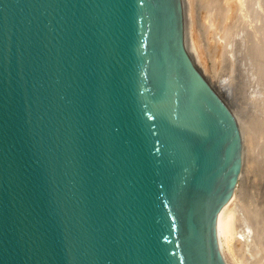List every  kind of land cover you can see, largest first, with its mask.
<instances>
[{"label":"water","instance_id":"1","mask_svg":"<svg viewBox=\"0 0 264 264\" xmlns=\"http://www.w3.org/2000/svg\"><path fill=\"white\" fill-rule=\"evenodd\" d=\"M180 0H0V264H224L241 167Z\"/></svg>","mask_w":264,"mask_h":264},{"label":"rangeland","instance_id":"2","mask_svg":"<svg viewBox=\"0 0 264 264\" xmlns=\"http://www.w3.org/2000/svg\"><path fill=\"white\" fill-rule=\"evenodd\" d=\"M246 1L247 2H245V0H240V2L244 3L242 6L244 8H237L239 9L237 10L232 5L231 0H185L187 42L189 44L188 46H190V52L193 53L195 48L202 51H211L214 48L216 51L219 49L218 52L221 54V52L224 51L223 49L228 46V43L230 42V47L228 46L227 48L230 50L232 49V58L234 57L233 60L235 61L233 62L235 68H237L235 69L233 67L231 72L233 79L232 84L228 85L225 91H222L214 85L215 80L212 78L209 70L211 67L209 58H207V60L205 59V68H207V70L204 69L202 65L199 66V63L196 64V70L200 73L211 90L221 100L225 107L234 114L236 120L238 118L237 122L238 125H240V132H242L244 165L241 178L236 182L235 186L237 188V195H242L240 200V203H242L240 204L241 211L239 210L240 216L237 214L240 218H236V222H241H238L239 225L236 223L237 226L234 234L231 236L230 242L233 246L230 245L233 248V258L232 254L229 253V250L225 248V245H221V250L227 264H237V259L246 253L244 249L241 248L243 246L241 245L242 242H247V238L244 236L245 234L250 235L252 238L255 237V239L259 238L256 237V235L259 234L262 236L259 239L264 243V91H262L264 89V0ZM234 9L237 10V13ZM236 14H238V16ZM229 15L230 17H228ZM244 15L249 16L245 17ZM248 21L251 22L248 23ZM253 24L255 25V30ZM245 36L249 38L250 41L249 39L247 40ZM261 36L262 38H260ZM226 40L227 45L225 44ZM251 42L255 44H252ZM219 43L220 45H218ZM258 43L261 47L257 45ZM220 48H222L223 51L220 50ZM236 72H238L237 75L235 74ZM233 75L235 78L237 77V79H234ZM261 77L262 79H260ZM241 230H243V232H241ZM252 230L255 232V236L253 235L254 233ZM242 239L244 241H242ZM259 239L257 240L259 241ZM222 240H224L223 237ZM234 250L236 252H234ZM263 254L264 251L260 252V259L264 264ZM235 255L237 259L235 258Z\"/></svg>","mask_w":264,"mask_h":264},{"label":"bare ground","instance_id":"3","mask_svg":"<svg viewBox=\"0 0 264 264\" xmlns=\"http://www.w3.org/2000/svg\"><path fill=\"white\" fill-rule=\"evenodd\" d=\"M232 1V5L237 9H241V8H244L242 7L244 5V3L240 2V0H231ZM242 1V0H241ZM249 1V0H248ZM230 2V1H229ZM244 2V1H243ZM245 2H247L245 0ZM180 3H181V8H182V38H183V46H184V49H185V52L188 56V58L190 59L192 65L196 68V64H200L199 66H203L204 69L207 70L206 67V62H205V59L207 60V58H209V61L211 63V67L209 68L210 70V73L212 75V78H214L215 80V84L216 87H218L219 90H222V91H225V89L227 88L228 85L232 84V75H231V72H232V69L233 67L235 68V64H234V60L232 58V55H233V52L227 48L229 45H230V42L228 43L229 45L226 46L223 50L222 48H220V50H222L223 52H221V54H219V49L218 51L214 50V48L211 50V51H208V50H198L197 48H195L193 50V53L190 52V46H188V42H187V21H186V10H185V0H180ZM242 3V4H241ZM255 3V2H254ZM231 7V6H229ZM246 8V7H245ZM234 9V10H236ZM237 9V10H239ZM248 9V8H247ZM237 10L235 11L237 13ZM243 10V9H242ZM257 12V11H256ZM217 13V12H216ZM240 13V11H239ZM238 13V14H239ZM242 13V12H241ZM255 13V12H254ZM238 14H236L238 16ZM246 14V13H245ZM235 15V14H234ZM243 15V14H242ZM245 16V15H244ZM243 16V18H244ZM249 16V15H248ZM248 16H245V17H248ZM260 16V14H259ZM258 16V17H259ZM230 17V15L228 16ZM240 17V16H239ZM237 18V17H236ZM241 18V19H243ZM262 18V17H261ZM240 19V18H239ZM245 20V19H244ZM249 20V19H248ZM261 20V19H260ZM238 21V20H237ZM246 22V21H245ZM251 22V21H250ZM248 21V23H250ZM247 23V24H248ZM263 23V22H262ZM261 24V23H260ZM245 25V24H244ZM249 25V24H248ZM254 25V24H253ZM258 25V24H257ZM246 26V25H245ZM251 26V25H250ZM248 27V26H247ZM259 27V26H258ZM261 27V26H260ZM249 28V27H248ZM253 28V27H252ZM248 30V29H247ZM254 30H255V25H254ZM257 30V29H256ZM241 31V30H240ZM253 31V30H252ZM254 32V31H253ZM258 32V31H257ZM244 33V32H243ZM251 33V32H250ZM256 33V32H255ZM227 34V32H226ZM225 34V35H226ZM244 35V34H243ZM259 35V34H258ZM235 37V36H234ZM251 37V36H250ZM264 37V35H263ZM226 38V37H225ZM244 38V37H243ZM245 38H247L245 36ZM262 38V36L260 37ZM259 38V39H260ZM237 39V38H236ZM249 38H247L248 40ZM219 40V39H218ZM234 40V39H233ZM239 40V39H238ZM245 40V39H244ZM222 41V40H221ZM229 41V40H228ZM236 41V40H235ZM250 41V39H249ZM256 41V40H255ZM260 41V40H259ZM237 42V41H236ZM258 42V41H257ZM264 42V41H263ZM222 43V42H221ZM224 43V42H223ZM232 43V41H231ZM250 43V42H249ZM252 43V42H251ZM225 44L227 45V40L225 41ZM224 44V45H225ZM252 44H255V43H252ZM220 45V43L218 44ZM234 45V44H233ZM259 46V43L257 44ZM223 46V45H222ZM221 46V47H222ZM257 46V47H258ZM230 47V46H229ZM241 47V46H240ZM261 47V45L259 46ZM239 49V48H238ZM237 49V50H238ZM255 50V49H254ZM260 50V49H258ZM236 51V50H235ZM234 51V52H235ZM252 51V50H251ZM261 52V51H260ZM217 53V55H216ZM255 53V52H254ZM253 53V54H254ZM259 53V51H258ZM193 54V55H192ZM219 54V56H218ZM252 54V55H253ZM260 54V53H259ZM236 55H237V52H236ZM239 55V54H238ZM262 55V54H261ZM246 56V55H245ZM254 56V55H253ZM244 57V56H243ZM252 60V59H251ZM257 60V59H256ZM234 61V62H233ZM254 61V60H253ZM264 61V60H263ZM262 61V62H263ZM245 62V61H244ZM261 62V61H260ZM255 63V62H254ZM243 65V64H242ZM254 65V64H253ZM257 65H258V62H257ZM249 67V66H248ZM255 67V66H253ZM250 68V67H249ZM252 68V67H251ZM237 69V68H235ZM208 70V71H209ZM231 70V71H230ZM252 70V69H251ZM236 71V70H235ZM240 71V70H239ZM253 71V70H252ZM249 72V71H248ZM236 75L238 74V72L235 73ZM259 74V73H258ZM264 74V73H263ZM235 75V76H236ZM249 75V74H248ZM243 76V75H242ZM256 76V75H255ZM263 76V75H262ZM234 77V75H233ZM253 78V77H252ZM259 78V77H258ZM234 79H237V77ZM262 79V77L260 78ZM244 80V79H243ZM258 80V79H257ZM253 81V80H252ZM249 82V80H248ZM244 83V82H243ZM262 83V82H261ZM261 86V85H260ZM262 88V87H261ZM261 91V90H260ZM264 91V89L262 90ZM250 94V93H249ZM222 98V97H221ZM264 99V98H263ZM261 105V104H260ZM232 117L234 118V121L236 122V125L238 127V130H239V133H240V139H241V167H240V172H239V175H238V180H240L241 178V174H242V168H243V165H244V159H243V155H244V148H243V139H242V135L240 132V128L238 125V118L236 120V117H234V114L230 111ZM246 121V120H245ZM245 125V124H244ZM248 137V136H247ZM248 141V139H247ZM247 145V144H246ZM252 148V147H251ZM253 152V151H252ZM243 193V192H242ZM242 195H237V188L234 187L233 191H232V194L230 195V197L228 198V200L222 205V207L219 209L217 215H216V219H215V236H216V245H217V249H218V252L222 258V261L224 262V264H227L224 256H223V252L221 250V245H225V248H227L229 250V253L232 254V258H233V248H232V243L230 242L231 241V236L232 234H234V231H235V228H236V223L238 224V222H241V221H238L236 222V218H240L239 216V212L241 211L240 210V200H241V197ZM244 205V204H243ZM243 207V206H242ZM251 208V207H250ZM240 210V211H239ZM239 216H238V215ZM240 220V219H239ZM242 220V219H241ZM248 222V221H246ZM249 224V223H248ZM239 225V224H238ZM242 225H243V222H242ZM252 225V224H251ZM239 227V226H238ZM240 229V228H239ZM242 229V227H241ZM254 230V229H253ZM252 230V232L254 233H251L255 236V232ZM251 231V230H249ZM241 232H243V230H241ZM239 233V232H238ZM245 233V231H244ZM243 233V234H244ZM248 233V232H247ZM259 233H262V232H259ZM250 234V233H249ZM241 236H242V233H241ZM245 238H247V242H242L241 245H243L241 248L244 249V251L246 252L245 254H243V256L241 255V257H239L238 259L236 258V255H235V258L237 259V264H263L262 260L260 259V252H263L264 251V243H262V240L259 239L261 238L262 236L261 235H256V237H259L257 239H259V241L257 239L252 238L250 237V235H247L245 234L244 235ZM222 237L224 238V240H222ZM254 239V240H253ZM240 240V239H238ZM257 242H256V241ZM242 241H244L242 239ZM232 246H231V245ZM235 248V247H234ZM226 249V250H227ZM234 252H236L234 250ZM236 254V253H235ZM264 255V254H263ZM263 259V258H262Z\"/></svg>","mask_w":264,"mask_h":264}]
</instances>
